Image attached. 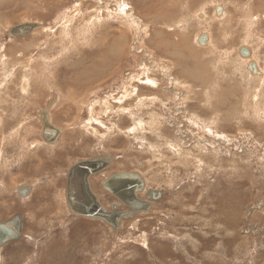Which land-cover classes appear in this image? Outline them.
Here are the masks:
<instances>
[{"label":"rangeland","instance_id":"rangeland-1","mask_svg":"<svg viewBox=\"0 0 264 264\" xmlns=\"http://www.w3.org/2000/svg\"><path fill=\"white\" fill-rule=\"evenodd\" d=\"M247 1L0 0V221L24 217L0 264H264V15ZM25 22L38 26L10 34ZM162 40L204 68L185 73ZM115 43L116 71L95 86L92 68L104 66L91 60ZM217 66L223 79L205 84L200 68ZM53 97L61 133L47 143L40 111ZM96 155L113 156L90 177L104 207L129 210L102 185L120 171L140 172L163 196L119 229L72 213L68 172Z\"/></svg>","mask_w":264,"mask_h":264},{"label":"water","instance_id":"water-1","mask_svg":"<svg viewBox=\"0 0 264 264\" xmlns=\"http://www.w3.org/2000/svg\"><path fill=\"white\" fill-rule=\"evenodd\" d=\"M221 13L222 7H217ZM38 26L36 22H25L11 27L10 34L13 36L28 35ZM207 35L202 34L199 42L204 44ZM242 53L248 55L246 48ZM256 63H249L248 68L257 71ZM54 97L50 99L45 109L40 111L42 122V137L47 143H54L60 137L61 129L53 124L49 116V108L53 105ZM50 133L51 139L47 138ZM113 161V156L96 155L92 158L76 162L68 172V185L66 187L67 203L74 214L97 217L105 220L115 229H119L120 220L125 216H131L139 211H147L152 205V201L163 196L164 191L158 188H146L145 179L138 171H120L106 177L103 180V187L111 192L115 197L123 202L129 210H118V203L111 205L112 209L104 207L98 195L91 186L90 177L104 170ZM31 185H23L18 189V193L26 196L31 191ZM140 192L145 193V198L138 196ZM24 217L21 213H14L11 217L0 221V247L19 240L23 235Z\"/></svg>","mask_w":264,"mask_h":264},{"label":"bare ground","instance_id":"bare-ground-1","mask_svg":"<svg viewBox=\"0 0 264 264\" xmlns=\"http://www.w3.org/2000/svg\"><path fill=\"white\" fill-rule=\"evenodd\" d=\"M48 1V0H47ZM240 1H242V0H240ZM247 3H249L248 4V6H250V5H252V9L254 10V11H256V13H258V16L260 15L259 13L260 12H262V14L264 15V0H248L247 1ZM165 5V4H164ZM216 6V5H215ZM139 8V7H138ZM50 10V9H49ZM138 11V10H137ZM225 12L223 13V19H224V17L226 16V19L227 18H231L232 16H233V13H231V11L229 12L228 10H224ZM126 14H127V12L125 13V17H126ZM220 16V15H219ZM256 16V15H255ZM220 18V17H219ZM125 19V18H124ZM126 21H127V18L125 19ZM129 20H132V19H129ZM168 20H170V19H168ZM76 24V23H75ZM172 28V27H171ZM143 31V30H142ZM161 34H164V32L163 33H161ZM169 35H172V32H170V34ZM207 35V34H206ZM207 39H208V35H207ZM207 39H206V41H207ZM209 40H210V38H209ZM184 41H186V40H184ZM162 42H163V40L162 41H160L159 42V44H158V47L163 51V52H165V51H170V54H171V52L173 53V55H174V53H178V45L180 46V42H172V41H170V40H166L165 41V43L164 44H162ZM104 44H106V43H101V45H104ZM162 44V45H161ZM183 44V43H182ZM181 44V45H182ZM198 44V43H197ZM122 45V43H120V44H112V45H109V50L106 52V53H103L102 55H103V57L102 58H100L99 60H97V62L99 61V63H94V62H96V59H93V60H91V62H92V64L93 65H96V64H103V68H100V67H98L97 69H96V67H93L92 69L94 70V72L96 71V70H100L98 73H96L97 74V76H101L102 78L101 79H99V80H97V81H94V82H96L95 83V86L98 84V82L99 81H101V80H103V77L105 76V75H108V74H113L116 70L115 69H113V73L111 72H109L110 71V68L109 67H111V65L113 64V62H111L112 64H110L107 60L108 59H113L114 58V60L115 61H117L116 59H120V58H118L120 55H122V50L120 49V46ZM105 46H107V45H105ZM199 46V45H198ZM202 47V46H201ZM203 48H204V46H203ZM219 48V47H218ZM100 49H101V47H100ZM100 49H98V50H100ZM107 49V48H106ZM209 49V48H208ZM243 49V48H242ZM213 50H215V49H213ZM212 50V51H213ZM186 51H187V49H186ZM221 51V50H220ZM249 51V50H248ZM104 52H105V50H104ZM180 52V51H179ZM167 53V52H166ZM211 53V52H210ZM254 53V52H253ZM196 54V53H195ZM195 54L193 53V55L195 56ZM101 55V56H102ZM176 55H178V56H176ZM175 55V57H177L178 58V61H177V63H179L181 66V69L186 73L188 70L190 71L191 70V67L192 66H194V65H196V67H202V68H204L203 67V64L204 63H202V62H200V61H197L196 63L194 62V61H190L189 59H188V56L187 57H184V54L183 53H181L180 52V54L178 53V54H176ZM24 56V55H23ZM171 56V55H170ZM183 56V57H182ZM192 56V55H191ZM96 57V56H95ZM243 57H246V56H243ZM250 58H249V61H250V59H252V57H253V55L252 56H249ZM22 60V59H21ZM195 60V59H194ZM198 60V59H197ZM217 61V60H216ZM199 62V63H198ZM209 62V61H208ZM208 62H206L207 64H208ZM217 62H219V61H217ZM251 62H253V63H255L254 61H251ZM250 62V63H251ZM83 63V62H82ZM205 63V64H206ZM210 64V63H209ZM213 64V63H212ZM182 65H183V67H182ZM215 65H217V63L215 62L214 63V66ZM219 65H220V63H219ZM256 65V67H257V71L256 72H260V69H259V67H258V65L257 64H255ZM157 66V65H156ZM206 66V65H205ZM195 67V66H194ZM211 67V66H210ZM212 67H213V65H212ZM206 68V67H205ZM198 69V68H197ZM219 68H218V66H217V68H215V70L213 71V70H209V72H208V70H206V71H203V70H201V68H200V71H201V73H202V81H204V83L206 84L207 82H210V83H212V81L214 80V79H216L217 81H221V79H223L222 78V76H223V72H220L219 70H218ZM205 70V69H204ZM210 71H211V73H210ZM222 71V70H221ZM251 71H253V70H251ZM213 72H215V74L213 73ZM253 72H255V71H253ZM81 73L84 75L85 74V70H83V71H81ZM90 73H91V71H90ZM187 74H189V73H187ZM214 74V75H213ZM190 75V74H189ZM86 76H89V75H86ZM143 76V75H142ZM194 77V76H193ZM85 78V81H86V83L87 84H89V81H90V78L89 77H84ZM146 82V81H145ZM194 82V81H193ZM24 83H25V81H24ZM198 83H199V81H198ZM210 83H208L209 85H210ZM214 83H216V82H214ZM25 84H27L28 85V83H25ZM128 84V83H127ZM194 84V83H193ZM221 83H219V85H220ZM213 84H211V86H212ZM219 85H217V87L219 86ZM95 86L94 87H91V88H95ZM129 86V88H134L132 85H128ZM128 86L127 87H125V91L127 92L129 89H128ZM215 86H216V84H215ZM221 86V85H220ZM197 87H199V86H197ZM90 88V86L89 85H86V86H80V88H79V90H81V91H88V90H90L91 89ZM219 88V87H218ZM135 89V88H134ZM158 89V88H157ZM160 89V88H159ZM221 89V88H220ZM223 90V89H222ZM221 90V91H222ZM225 90V89H224ZM70 91V90H69ZM37 93V92H36ZM35 93V94H36ZM121 93V92H120ZM30 94V93H29ZM38 94V93H37ZM36 94V95H37ZM123 94V93H122ZM136 95V94H135ZM34 97V96H33ZM127 97V96H126ZM128 98H129V96H128ZM33 99V98H32ZM228 99V98H227ZM126 100H127V98H126ZM54 101H55V99H54ZM54 101H53V104H54ZM199 102V101H198ZM97 103V102H96ZM117 103V102H116ZM228 103H230V102H228ZM260 103V102H259ZM261 103H263L262 101H261ZM95 104V103H94ZM205 104V103H204ZM203 104V105H204ZM87 105V104H86ZM104 106V105H103ZM122 106V105H121ZM198 106V105H197ZM235 106V105H234ZM233 106V107H234ZM257 106V105H256ZM261 106V105H260ZM108 107H112L111 105L110 106H108ZM228 108V107H227ZM235 108V107H234ZM196 109V108H195ZM194 109V110H195ZM231 110V109H230ZM220 111V110H219ZM197 114V113H196ZM202 114V113H201ZM220 115V114H219ZM221 116V115H220ZM136 121V120H135ZM138 123V122H137ZM92 124V123H91ZM108 124V123H107ZM220 125V124H219ZM218 127H220V126H218ZM97 132V131H96ZM95 132V133H96ZM19 133V132H18ZM98 133V132H97ZM21 135V134H20ZM55 143V142H54ZM190 157V156H189ZM91 182V181H90ZM23 196V195H22ZM27 196V195H26Z\"/></svg>","mask_w":264,"mask_h":264},{"label":"flooded vegetation","instance_id":"flooded-vegetation-1","mask_svg":"<svg viewBox=\"0 0 264 264\" xmlns=\"http://www.w3.org/2000/svg\"><path fill=\"white\" fill-rule=\"evenodd\" d=\"M47 138H48V139H51V138H52L51 135H50V133L47 134ZM88 159H89V158H88ZM82 160H85V159H82ZM80 161H81V160H80ZM105 169H106V168H105ZM102 171H103V170H102ZM102 171H101V172H102ZM104 178H106V176H105Z\"/></svg>","mask_w":264,"mask_h":264}]
</instances>
